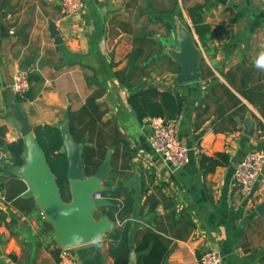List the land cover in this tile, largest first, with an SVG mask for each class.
I'll list each match as a JSON object with an SVG mask.
<instances>
[{"label": "crops", "instance_id": "crops-1", "mask_svg": "<svg viewBox=\"0 0 264 264\" xmlns=\"http://www.w3.org/2000/svg\"><path fill=\"white\" fill-rule=\"evenodd\" d=\"M206 2L84 0L81 14L67 16L59 0H0V264H58L56 230L26 176L36 129L65 121L83 155L101 166L112 153L98 192L110 204L94 215L114 230L100 247H74L78 264H116L118 219L131 223L132 252L145 232L161 235L165 264H199L206 251L223 264H264V173L244 198L234 180L248 153L264 151V71L254 67L264 51V2ZM205 4L211 33L202 41L189 10ZM184 28L201 54L200 79L187 84L177 82L175 59ZM20 68L31 80L23 98L11 90ZM149 87L182 101L177 134L191 157L180 170L154 152L148 119L130 104ZM204 156L218 162L213 172L202 168ZM65 188L70 202L68 180ZM113 207L126 211L116 221Z\"/></svg>", "mask_w": 264, "mask_h": 264}, {"label": "water", "instance_id": "water-1", "mask_svg": "<svg viewBox=\"0 0 264 264\" xmlns=\"http://www.w3.org/2000/svg\"><path fill=\"white\" fill-rule=\"evenodd\" d=\"M50 30L56 42L62 43L59 32L53 25ZM175 59L181 65L178 83L187 84L200 79L201 54L194 37L186 28L180 37V52ZM248 124L252 125V122L249 121ZM60 132L64 141L62 154L66 155L68 161L67 180L71 188L72 200L66 202L63 199L45 152L39 144L31 151L26 177L47 220L56 230V244L74 248L90 244L94 236L99 235L103 238L105 234L114 230L112 222L106 218L97 220L94 215L97 209L109 205L110 202L106 199H93V195L101 190V182L112 170V153L108 151L101 166L90 177L83 160V145L74 140L69 121H65L60 126ZM263 209L264 205L257 211L260 213ZM128 264H137L135 251L132 252Z\"/></svg>", "mask_w": 264, "mask_h": 264}, {"label": "trees", "instance_id": "trees-1", "mask_svg": "<svg viewBox=\"0 0 264 264\" xmlns=\"http://www.w3.org/2000/svg\"><path fill=\"white\" fill-rule=\"evenodd\" d=\"M210 0H207L209 2ZM219 4H226L227 0H215ZM206 2V4H207ZM206 4L193 7L189 10L190 18L195 27L196 33L200 40L204 41L211 33V28L205 23L203 13L206 10ZM23 98V97H22ZM159 100V102H158ZM130 104L138 113L140 121L151 118H162L165 120L177 119L182 111V101L173 96L171 92L159 93L154 87H149L147 90H140L130 97ZM91 113H88V116ZM87 116V117H88ZM38 144L45 152L47 161L57 176L58 186L60 187L62 197L68 201L66 196V178L68 171V161L64 154L59 151L63 146V139L60 130L51 126L39 127L36 129ZM92 157V156H91ZM88 158L87 150L83 155V159L88 168V175L92 176L100 167V163L95 162V159ZM89 164V165H88ZM202 168L206 172H213L218 166V162L214 159L204 156L201 162ZM123 208H112L111 220L116 221V216L122 218L120 212ZM125 213L126 211H122ZM124 222V229L116 230L112 236L114 246L112 251L115 256L116 264H128L132 249L130 242L131 223H126L127 219H118ZM137 255V264H165L169 256V243L159 234L153 231H147L143 234L140 242L134 250Z\"/></svg>", "mask_w": 264, "mask_h": 264}, {"label": "built area", "instance_id": "built-area-1", "mask_svg": "<svg viewBox=\"0 0 264 264\" xmlns=\"http://www.w3.org/2000/svg\"><path fill=\"white\" fill-rule=\"evenodd\" d=\"M63 12L67 16L79 15L85 8L84 0H59ZM264 2V0H262ZM31 89L30 73L19 69L13 78L11 90L17 96L24 97ZM150 129L149 143L156 154L164 163L173 170L184 168L191 157L190 149L184 145L178 137V120H165L162 118H151L147 121ZM202 155L204 150L199 151ZM264 173V151L248 153L241 160L235 170L234 180L240 197H248L254 185ZM101 194L95 193L93 199H100ZM5 201V196L0 195ZM74 248L60 247L58 264H78L73 252ZM199 264H223L221 255L215 251H206L202 254Z\"/></svg>", "mask_w": 264, "mask_h": 264}, {"label": "clouds", "instance_id": "clouds-1", "mask_svg": "<svg viewBox=\"0 0 264 264\" xmlns=\"http://www.w3.org/2000/svg\"><path fill=\"white\" fill-rule=\"evenodd\" d=\"M254 67L260 71H264V51L260 52V54L257 56L256 60L254 61ZM91 242L93 245L100 247L103 244V238L97 235L92 238Z\"/></svg>", "mask_w": 264, "mask_h": 264}]
</instances>
